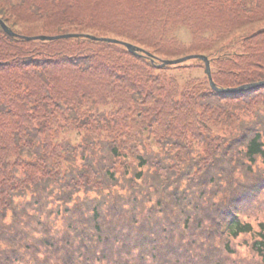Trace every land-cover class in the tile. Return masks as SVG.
Masks as SVG:
<instances>
[{
    "label": "trees",
    "instance_id": "trees-1",
    "mask_svg": "<svg viewBox=\"0 0 264 264\" xmlns=\"http://www.w3.org/2000/svg\"><path fill=\"white\" fill-rule=\"evenodd\" d=\"M0 18V264H251L243 235L264 264V85L163 64L263 81L264 0H0Z\"/></svg>",
    "mask_w": 264,
    "mask_h": 264
},
{
    "label": "rangeland",
    "instance_id": "rangeland-1",
    "mask_svg": "<svg viewBox=\"0 0 264 264\" xmlns=\"http://www.w3.org/2000/svg\"><path fill=\"white\" fill-rule=\"evenodd\" d=\"M183 30V29H182ZM181 30V31H182ZM179 36L185 42H188L190 38V34L187 31H182L179 33ZM249 219L253 221L255 227L257 228V220L264 219V209L263 208H253L249 212ZM254 237L252 235H243L236 240H232L233 246L236 250H238V255L243 262L251 263V264H259V259L255 256H252L249 252L251 243L253 242Z\"/></svg>",
    "mask_w": 264,
    "mask_h": 264
},
{
    "label": "water",
    "instance_id": "water-1",
    "mask_svg": "<svg viewBox=\"0 0 264 264\" xmlns=\"http://www.w3.org/2000/svg\"><path fill=\"white\" fill-rule=\"evenodd\" d=\"M0 23L2 24L3 28L11 35H14L15 33H13V31L11 29H9V27L5 24V22H3V20L0 19ZM74 36H78V34H62V35H56V36H48V35H40V36H35V37H27V39H40V40H56V39H60V38H69V37H74ZM91 37L93 39H98V40H102V41H109V42H119L118 40L115 39H111V38H97L95 36H88ZM131 51H135V47L132 44L129 43H124ZM191 58H201L206 62V68H207V73L209 75L210 78V82L212 84V86L217 89L220 90L216 87L214 81H213V77H212V72H211V65H210V60L206 57V56H201V55H191V56H185L183 58H179L176 60H167L165 61V63L167 64H177L179 62H183L186 60H189ZM264 84V82L261 83H257V84H252V85H248V87H253V86H257V85H262Z\"/></svg>",
    "mask_w": 264,
    "mask_h": 264
}]
</instances>
